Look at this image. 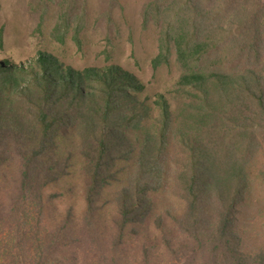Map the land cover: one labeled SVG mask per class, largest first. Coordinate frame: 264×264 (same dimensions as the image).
Returning a JSON list of instances; mask_svg holds the SVG:
<instances>
[{
  "label": "trees",
  "instance_id": "16d2710c",
  "mask_svg": "<svg viewBox=\"0 0 264 264\" xmlns=\"http://www.w3.org/2000/svg\"><path fill=\"white\" fill-rule=\"evenodd\" d=\"M162 16L166 21L152 69L168 64L174 50L181 69L176 93L182 91L183 98L172 114L165 96L157 95L154 104L161 129L146 132L138 153L121 149L127 143L121 130L140 129L147 112L134 114L125 104L142 89L133 75L112 65L61 70L58 60L44 52L32 68L17 67L4 59V30L0 29V172L8 162L16 163L20 178L14 205L18 203L23 218L17 220L14 211L5 212L0 204V264H84L78 262L79 254L61 259L62 253L73 251L63 233L75 219L77 242L87 245L81 250L85 262L90 257L91 264H121L124 232L129 228L128 234L134 233L147 215L146 194L155 177L165 171L170 128L177 146L184 149L182 155L188 153L189 167L179 176L187 196L185 210L173 218L181 238L162 239V253L171 258L162 263L264 264V247L258 252L245 248L234 232L233 216L243 189L248 188L245 159L255 157L264 142V66L256 71L254 63L264 58V0H153L144 7L145 22ZM218 46L227 48V56L215 53ZM104 54L110 58L108 52ZM234 60L246 62L248 71L242 74L238 67L229 68ZM233 98L238 104L250 100L254 109L225 125L221 110ZM13 99L21 101L17 109L12 107ZM67 131L82 144V171L89 184L82 215L75 216L69 209L51 226L47 209L64 194L47 196L45 191L66 173L67 160L61 159L57 148ZM130 161L139 173L129 180L130 187L124 183L116 194L118 218L107 225L111 230L114 225L112 242L107 243L106 234L97 232L93 220L102 209L96 201L113 184L121 183L116 169ZM204 191L216 195L218 208L203 204L208 201L202 200ZM111 201L107 198L104 205ZM156 244L143 246L138 256L132 250L135 263L150 264ZM100 250L105 253L100 255Z\"/></svg>",
  "mask_w": 264,
  "mask_h": 264
},
{
  "label": "rangeland",
  "instance_id": "374dc122",
  "mask_svg": "<svg viewBox=\"0 0 264 264\" xmlns=\"http://www.w3.org/2000/svg\"><path fill=\"white\" fill-rule=\"evenodd\" d=\"M151 1L153 0H0V29L4 30V59L17 67L32 68L38 54L44 52L58 60L57 67L61 70L66 67L83 70L86 67L104 68L112 65L133 75L142 89L132 93L129 103L125 104L134 114L147 112L139 124L140 129L121 130L127 141L126 144L121 145V149L132 148L133 152L138 153L146 132L149 130L157 132L161 129L159 108L154 104L157 95L165 96L172 114L177 111L176 108L183 98L182 91L176 93L181 69L174 50L171 51L168 64L162 65L156 71L152 69V60L159 53L161 27L166 20L163 21L165 18L162 16L159 20L145 22L143 10ZM61 18H65V22L61 21ZM215 22L217 24V20ZM223 26L229 27L225 24ZM226 50V47L221 50L218 46L215 53L227 56ZM104 52H108L110 58H106ZM230 60L225 58L227 62ZM245 63L234 60L228 63V66L238 67V73L245 74L248 71L244 69ZM254 63L257 71L258 67L264 66V58H259ZM12 101V107L17 109L19 106L17 103L21 101L16 99ZM240 102L238 104L233 98L227 108L221 110L225 111L220 114L224 117L225 125H230L234 122V118L237 121L238 118L253 111L254 104L250 100L248 102L241 99ZM126 114L130 116L131 113ZM70 135L71 133L67 131L66 138L60 139L57 148V154L61 159L67 160L66 173H62L63 177L45 191L47 196L64 194V197L54 202L52 208L47 209L46 219L51 226H54L59 216L64 218L69 209H72L75 216L77 214L80 216L81 210L85 207V192L89 179L82 171L83 148L80 140H74ZM168 135L171 137V149L170 153L164 154L168 156L164 161L165 171L162 176L155 177L149 193L146 194L148 200L146 202L150 205L147 215L134 228V233L128 234L129 228L124 232L122 239L124 244L120 249L121 264H144L141 261L135 263V257L143 246H149L154 242H157L154 246L156 251L150 264H163L162 262L171 258L162 253V239L181 238L173 225V218L182 215L186 206L187 196L179 176L180 171L189 167L188 153L182 155L184 149L177 146V137L175 138L171 128ZM216 140L221 147L225 146L223 140L218 138ZM258 151L255 157L245 159L248 188L243 189L242 198L236 205V211L233 212L235 234L243 239L245 248L256 252L264 247L263 141ZM13 160H17L16 155L13 156ZM63 160L59 161L60 173L61 168L64 167ZM15 164L14 162V165H10L8 162L0 172V204L3 211H14L13 215H16V219L23 220L19 215L21 209L18 203L14 205L17 194L15 189L18 188L17 182L20 178V172ZM116 170L121 183L113 184L106 193L98 196L96 207L102 209H99L93 217L97 222V232L106 234L107 243L112 242L114 235V225H111L112 230L107 225L114 223L118 218L116 194L124 188V183L130 187L129 180L139 173L136 165L131 161L121 163ZM124 176L126 178L123 181ZM202 180L205 182L204 179ZM109 197L114 201L105 206L104 203ZM216 198V195L208 191L202 194V200H208L203 204L212 205L215 209L218 208ZM217 212L216 210V216ZM158 223L161 225L158 226ZM77 231L76 219L71 220L67 224L63 238L66 242H71L73 251L62 253L61 259L64 261L66 257H76L79 254L78 262L83 260L84 264H91L90 257L89 263L85 262V253L81 250H85L87 245L83 243L79 245ZM132 250L135 255L137 254L136 256H131ZM104 253V250H100V255Z\"/></svg>",
  "mask_w": 264,
  "mask_h": 264
}]
</instances>
